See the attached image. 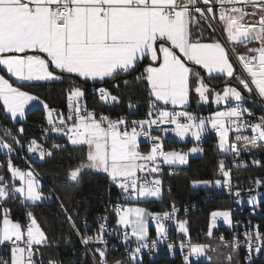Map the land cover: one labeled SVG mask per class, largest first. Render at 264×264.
Returning a JSON list of instances; mask_svg holds the SVG:
<instances>
[{"label":"snow or ice","instance_id":"6c2138e0","mask_svg":"<svg viewBox=\"0 0 264 264\" xmlns=\"http://www.w3.org/2000/svg\"><path fill=\"white\" fill-rule=\"evenodd\" d=\"M217 20L226 33L225 42L215 39L213 24ZM201 22L213 35L204 37L205 28ZM193 26L200 29L195 37ZM254 42H259V46L247 47ZM239 46H245L246 53H239ZM231 57L236 58L248 78L237 73ZM0 65L20 82L58 81L63 79L64 74H74L85 80L104 81L109 78L118 81L114 84L117 89L119 82L126 88L144 87L149 96L147 115H154L155 118L128 121L124 117L113 120L103 114L98 117L95 111L80 105L79 101L85 93L80 87L72 86L68 89L69 115L66 118L71 126L61 119V126L52 129L63 132L71 144L83 152L79 164L68 170L67 182L78 184L86 169L107 173L111 181L118 185L125 203L136 204L140 198L161 197L163 182L160 179L149 180L147 175L159 173L161 164L187 163L186 153L164 151L161 137L151 135L153 126L166 132L167 129H160L159 126L173 124L175 128L172 131L178 136L184 137L190 132L196 140H200L210 123L211 128L218 132V147L236 157L242 151H249L248 144L256 147L264 143V116L254 122L244 119L254 113L244 107L247 97L243 94H255L264 99V0H0ZM195 66H200L208 74H225L229 80H236L243 91L226 82L222 93L214 92ZM128 76L133 78L132 81L125 79ZM23 86L15 87L0 75V101L4 111L13 119L24 117L25 105L29 101L39 100V97L22 90ZM98 91L102 101H119V96L106 88ZM192 92L198 94L199 101L207 102L212 93L217 104L222 101L236 103L209 118H201L188 111H175V108L171 111L167 109L169 104L187 106ZM159 102H163L164 107ZM44 108L48 109L47 104ZM48 118L52 123L50 110ZM225 118L238 133L235 140L245 142L243 149L236 143L229 144V129L222 122ZM129 123L132 125L130 130ZM247 129L251 130V136L239 134ZM18 131L23 133V127ZM3 132L5 136H12L11 129L5 128ZM140 136L152 141L147 153L139 150ZM13 139L19 143L15 136ZM59 147L53 145L54 149ZM0 149L12 152L11 145L2 136ZM28 150L34 153L39 150L41 158L52 155V151H45L34 138L30 140ZM190 151L202 150L192 148ZM253 163L258 164L259 161L254 160ZM225 167V162L220 161L219 170L223 177L228 178L230 173ZM8 171L13 181L18 177L21 184L10 183L0 174V202L19 198L22 203H35L50 198L45 196L31 170L23 172L14 167L9 159ZM198 183L210 182L193 181V184ZM254 183L261 185L264 181L257 179ZM215 184L220 185L221 181L217 180ZM223 185L231 189L229 179H224ZM235 195L239 197L240 191L237 190ZM259 195L250 193L249 203L257 204ZM0 208V246L10 249L7 257L0 256V264H60L57 259H44L41 249L51 248L57 241L49 239L31 210L25 213L27 223H21L10 218V209L3 208L2 204ZM61 209L82 244L101 245L93 251L94 264H109L108 241L104 236L106 223L100 224L96 235H88V222L84 219L82 234L63 203ZM178 211L175 204L170 212L156 214L139 206L116 207L117 225L131 227V233L123 232L124 244H130L132 238L137 244L134 249L126 247V255L132 264H139L142 249H154L160 240L167 238L162 221L171 220ZM149 217L156 221L157 239L149 238L146 219ZM217 217L232 224L230 211L213 212V224ZM106 219L105 216L98 217V220ZM186 223H178L179 231L185 234L188 233ZM207 235L212 236L211 227ZM243 235L250 262L253 252L264 251V233L256 225ZM220 241L224 247L231 249L225 260L227 264H232L233 253L242 243L239 236L234 235L231 241L221 236ZM167 247L173 250L176 245L168 243ZM210 247L193 244L190 239L179 244L181 252L185 249L188 252L183 255L184 264H190V256H204ZM97 254L99 260L96 259ZM207 259L212 260L211 257ZM113 264L127 262L116 260Z\"/></svg>","mask_w":264,"mask_h":264},{"label":"trees","instance_id":"16d2710c","mask_svg":"<svg viewBox=\"0 0 264 264\" xmlns=\"http://www.w3.org/2000/svg\"><path fill=\"white\" fill-rule=\"evenodd\" d=\"M205 31L204 37L213 35L210 29H207V25L203 24ZM193 36L195 37L200 29L192 27ZM215 39H219L215 34ZM254 43L249 44L247 47H251ZM239 53H246L245 46H239L237 48ZM200 72L201 76H204L208 84H216L215 88L223 89L226 82L241 89V86L236 80L229 78L226 75L212 76L208 75L202 68L195 67ZM235 69L238 74L241 75L239 68L235 65ZM129 81H132V77H125ZM118 81L111 79H105L104 81L90 82L83 78H79L74 74H64L62 80L47 81V82H35V83H20L23 84L24 90L33 93L42 99H44L50 108L59 109L61 112L65 111L68 105V89L72 86L80 87L84 90L83 102L89 105L91 109L98 115L100 113L109 114L115 118H121L123 115L129 114V107L136 104L137 114L131 112V117L143 118L144 113L149 111V96L143 86L140 87H128L126 88L122 82L119 89L114 87V84ZM93 88H107L113 95L119 96V101L115 105H110L100 99V96L93 94ZM242 90V89H241ZM243 91V90H242ZM247 99L244 104L252 108L255 111L262 112V109L258 103L256 95H248L243 93ZM199 96L195 92L190 95L189 105L185 108L193 111H200L204 114L213 113L216 109L210 105H200L198 103ZM236 102H228L227 106L235 105ZM160 106H164L159 102ZM167 107H170L168 105ZM46 123V110L40 107L31 109L24 122H14L7 117L5 111L0 102V129L5 128L12 129L21 142L26 144L30 139L38 137L39 129L35 127L36 124ZM23 127V133L18 130ZM235 136H232L234 140ZM218 138L209 136L203 142V150L199 156L190 157L186 166H166L164 165V171L159 173L157 177L162 183V195L158 199L140 200L139 204L149 208L152 211H164L170 208L173 204L183 205L184 203L200 199L205 192L209 190H200L193 181H209L214 182L217 179L218 163L223 153H220L217 148ZM142 151H149L144 145H139ZM191 145L170 140L167 144L168 149L172 148H184L188 150ZM255 151L262 155L260 158L261 166L257 168L249 169L252 175L264 174V145H258ZM83 152L78 146L72 144L66 146L62 150L55 152L49 157L35 160L26 167H32L40 176L43 182L42 191L45 195L51 198L50 201H44L41 203H25L21 202L19 198H9L7 202H0L3 208L10 209V218L18 220L21 223L25 221L26 211L31 210L37 221L41 224V227L48 233L49 239L57 241L51 248H42L44 252V259L52 258L60 261V264H94L93 251L95 245H87L81 243L80 236L73 231L71 224L69 223L65 212L61 209V203L64 208L68 209L77 226L81 229V233H84V225L82 221L84 219L88 222L87 233L89 231L97 230L98 217L101 215H107V208L110 206H118L125 203L124 198L121 195V190L118 186H112L109 183V176L95 171H85L82 174L80 182L78 184L69 183L66 180V174L69 169H72L74 165L82 159ZM9 158L5 153H0V162L8 166ZM24 167V166H22ZM170 169H174L173 173ZM254 172V173H253ZM5 180L12 183L11 172L6 169V173L3 175ZM18 183V182H17ZM211 194V193H209ZM230 201L224 195H218L209 200L203 209L191 213L187 218V227L192 239L195 242L213 241L218 243V238L222 232L229 234L225 227H219L213 231V235L209 237V222L210 215L217 209L228 208ZM2 211V208H0ZM112 223H116V215L110 216ZM67 237V239H65ZM10 253L9 250L0 248V256L7 257ZM96 259L99 260L97 254ZM107 259L109 264H113L116 260H124L127 264H132L123 251L108 249ZM139 264H156L147 259L139 261ZM161 264H180V261L175 258L162 261ZM203 264H214L205 261ZM227 264V263H225ZM232 264H264V259L255 260L252 263H247L241 253L235 252L232 259Z\"/></svg>","mask_w":264,"mask_h":264},{"label":"built area","instance_id":"2783aa9c","mask_svg":"<svg viewBox=\"0 0 264 264\" xmlns=\"http://www.w3.org/2000/svg\"><path fill=\"white\" fill-rule=\"evenodd\" d=\"M201 7H203V5H201ZM214 11H216L215 8H214ZM201 23L204 24L203 22H201ZM213 27L216 29L215 34L217 35V37L222 42H225L226 33H224L223 28L221 27L219 20L214 22ZM232 58L237 63V65L240 67V69L242 70L240 63L236 60V58L235 57H232ZM99 89L100 88H93L92 93L100 96L99 91H98ZM256 98H257L258 103L262 109V112L255 111L252 108H250L244 104V107L248 108L249 111L254 113V115L252 117H247V116L244 117V119L249 120L250 122H254L260 116H264V101L258 95L256 96ZM106 103H108L110 105H115L118 102H106ZM82 107H86L87 110H89V111H94L85 102H83ZM161 107H164V106H161ZM229 107H233V106H227L225 111ZM173 108H175V111L191 112V113H193V114H195L201 118H209V117H212L214 114V112L204 114L200 111H193L191 109L182 108V107L181 108L171 107V106L167 107V109L169 111L173 110ZM129 111H130V115L126 114V115L122 116V117L126 118L128 121H138V120H147L150 118H155L154 115H153V117H149L147 115V113L149 111L144 113L143 118L131 117V112H134L135 114L138 113L136 104L133 105L132 108L129 109ZM101 114L106 115L113 120L119 119V118L112 117L111 115L105 114V113H100L97 116L99 117ZM68 115H69V102H68L66 110L63 112H61V110H59V109H54L52 123H49V121H46L45 124H36L35 125V127L37 129H39V134H38V137H36L34 139L37 141L38 145H40L44 148L45 151H49V150L52 151V155L55 152L62 150L63 148H65L66 146L71 144V142L68 140V137L66 135H64L63 132L52 131V129L54 127H60L61 126V124H60L61 119H65L67 125L71 126V122L67 121V119H66L68 117ZM180 119H181V122H184L183 118H180ZM131 127H132V125H131V123H129L128 124L129 130L131 129ZM159 127H160V129H167V131L165 132V131L157 130L156 126H153V130L151 132V135L160 136L161 137L160 142L163 145L164 151H168L167 144L170 140H175V141L179 142L177 140V137H176L177 134L174 131H172V129L175 128V125L164 123V124H161ZM7 129H10V128H7ZM207 129L208 130L205 131L201 135L200 140L197 141L198 149L203 150L202 142L207 137L213 136V137L219 138L218 132L215 129L211 128L210 123L207 124ZM137 130L139 131L140 129L138 128ZM231 130H232V132H231V134H232L231 139H232V136H235L236 132L232 128H231ZM241 133H246L248 136L252 135L250 129L243 130ZM0 136H2L4 138V140L7 143H9L12 147L11 153H8L7 149H5L4 151H0V153H5L8 156V158L11 160L12 165L18 169L27 168L26 166L31 164V162H33L35 160L43 159L45 157H49V156L45 155L43 158H41L39 155V150H37V152H35V153L30 152L28 150L29 142L33 138L30 139L26 144H24L23 142H21V140L19 139V137L17 136V134L13 130H12V136H5L3 130H1V129H0ZM13 136H15L19 140V143L15 142V140L13 139ZM233 141L234 140H232V142ZM138 142H139V145H144L149 150L151 149L152 141L148 137L140 136V137H138ZM186 144H189V145L195 144V143H193L192 135L190 132L186 136ZM260 144L264 145V143H259L258 145H260ZM53 145H60V147L58 149H54ZM239 148L243 149L241 147H239ZM179 149H181V148H179ZM248 149H249V151H242L241 155L239 157L234 156V154L232 152L224 153L223 157H221L219 162L222 160L225 162V166H226L225 170L229 171L230 176L228 178L223 177L222 173L219 170V163H218L217 179L215 181L220 180L221 184L216 185L215 181L207 183V184H205V183L196 184V186L201 191L204 190V192H205V191L209 190V192L208 193L205 192V195L200 197V199L190 200V201L184 203L183 205H177L176 208L179 209V211L175 214V216L171 220L162 221L166 227L167 238L164 240H160L157 244V247L154 249H152V248L142 249V251L140 253L139 261L147 259L152 263L161 264L162 261L169 260L171 258H175V259H178L180 261V264H184L183 255L188 254V252H187V249H185L184 252H181V250L179 248L180 242L183 241V242L187 243V241L189 239L191 240V242L193 244H197L200 242L199 241L195 242L192 239V236L190 235V233L185 234V233L180 232L179 228H178V223L180 221H186V218L191 213L203 209L204 206L209 202V200L211 198L216 197L218 195H224L230 201V206L228 207V209L232 214V224H231V228H229V229L225 228L229 232V234L222 232L217 241L221 242L220 241L221 236H223L225 238V240L231 241L233 239L234 235H238L239 239L242 243L236 252L241 253L247 263H252L258 259H264V251H261L260 253L253 252L251 261L249 262V260L247 259L248 249L243 243V241H244V235L243 234L246 231L250 230L252 228V226L259 225L260 231L262 233H264V184L256 185L254 183L257 179H259L260 181H264V174L263 175H252L251 172H248L249 169L257 168V167L261 166L260 158L262 155H259V152L255 151L254 147H248ZM254 160L259 161V163L254 164L253 163ZM241 161H243V163H241ZM164 165L165 164L160 165V172L159 173L164 171ZM22 166H24V167H22ZM174 171H175L174 169H170L171 173H173ZM159 173L151 174V175H147L145 173H142L140 175H147V178L149 180H151V179H159L157 177V175ZM224 179L230 180L231 189H229L228 187H225L223 185ZM109 183L112 186H118L116 183L111 181V178H109ZM237 190L240 191L239 197H237L235 195V192ZM209 193H211V194H209ZM250 193H251V195H257V193L260 194L257 197V201H258L257 204L253 205V204L249 203V194ZM116 207L117 206L108 207L107 208L108 213H107V215H105V217H107L106 221L98 220V225L100 226L101 223H106V225H107V230L104 233V236H105V239L108 241V249L123 251L126 254V247L130 248V249H134L137 246V244H136L135 239L132 238L131 243L126 246L122 240V235H123V232L125 230L128 231L129 233H131V228L120 227V226H117L116 223H114V224L112 223V219L110 216L115 214ZM218 210H221V209H217L213 212H216ZM165 211L170 212L171 207L167 208L164 211H157L156 213H163ZM212 213L210 215L209 229L211 227L212 235H213V231L222 226L220 224L222 221V218L217 217L215 220V224H213ZM101 216H104V215H101ZM237 222H239V223H237ZM23 223H27L26 216H25V221ZM186 227H187V223H186ZM222 227H224V226H222ZM98 232H99V228L97 230L89 231L87 234L88 235H96ZM149 238L150 239H157L156 221H154L152 219H151V226H150V231H149ZM168 243H174L176 245V247L173 250H169L167 247ZM91 245L101 246L98 243L97 244H91ZM113 245H115V247H113ZM0 248H4L5 250H9V248H5L3 246H0ZM189 259H190V264H203L206 261L203 258V256L196 257L193 255V256H190Z\"/></svg>","mask_w":264,"mask_h":264},{"label":"rangeland","instance_id":"374dc122","mask_svg":"<svg viewBox=\"0 0 264 264\" xmlns=\"http://www.w3.org/2000/svg\"><path fill=\"white\" fill-rule=\"evenodd\" d=\"M221 25V24H220ZM221 27H222V25H221ZM223 28V27H222ZM258 45V44H257ZM259 46V45H258ZM257 46V47H258ZM234 63H235V65L239 68V70H240V73H241V75L242 76H244V78H248L247 77V74L246 73H244L243 72V70H241L240 69V67L237 65V63L234 61ZM212 88H213V90H214V92H220V93H222V91H223V89L222 90H220V89H218V88H215V85L216 84H209ZM231 86H233V87H235L234 85H231ZM107 89V88H106ZM83 90V89H82ZM84 91V90H83ZM30 93V92H29ZM30 94H32V95H34V96H37V95H35V94H33V93H30ZM257 96V95H256ZM37 97H39V96H37ZM83 98L84 97H82L81 99H80V101H79V103H80V105L82 106L83 105ZM39 100H40V102H41V107L40 108H43L44 110H46L45 108H44V105L45 104H47V102L44 100V99H42L41 97H39ZM69 101V100H68ZM263 101H264V99H263ZM1 103H2V101H0ZM105 102V101H104ZM235 102V101H234ZM198 103L200 104V105H210V106H213V107H215V108H218L219 107V109H216V111L214 112V114L216 113V112H220V111H225V109H226V104L228 103V102H221V103H219V104H217L215 101H214V94H212V93H210L209 94V100L207 101V102H203V101H199V99H198ZM31 105H32V101H29L28 102V104H26L25 105V109H24V117L23 118H21V117H19V116H17L15 119H13V118H11V115L10 114H7L6 112H5V114L7 115V117L9 118V119H11L12 121H14V122H24L25 120H26V114H27V109H29V107H31ZM189 105V104H188ZM187 105V106H188ZM47 106H48V109L46 110V121H49V118H48V111L50 110V111H52V119H53V108H50L49 107V105L47 104ZM187 106H178V107H182V108H185V107H187ZM232 106H235V105H232ZM33 109V108H32ZM213 114V115H214ZM224 124H225V127L226 128H228L229 129V139H228V142H229V144H232V143H236V144H238V146L239 147H241V148H244L245 147V142L244 141H236L235 140V137H234V141L232 142V139H231V132H232V130H231V128L229 127V125H228V123H227V119L225 118L223 121H222ZM238 133H235V136L237 135ZM239 134H242V135H245V136H248L246 133H239ZM186 136H187V134L184 136V137H180V136H178V135H176V137H177V140L179 141V142H183V143H186ZM192 140H193V143H195V144H192L190 147H189V149L188 150H185L184 148H181V149H177V148H172V149H168V151H177V152H181V153H186L187 154V163H185V164H175V165H168V164H165L166 166H186L187 164H188V161H189V158L190 157H195V156H199L200 154H201V151H196V152H192V151H190L192 148H198V144H197V141L198 140H196V138L194 137V136H192ZM218 145H219V138H218V143H217V148H218V151L220 152V153H226L224 150H221L219 147H218ZM247 147H254V146H252L251 144H248L247 145ZM5 149H0V151H4ZM142 153H147L146 151L144 152V151H142V149L140 148L139 149ZM79 164V162L78 163H76L75 165H74V167H76L77 165ZM74 167H72V168H74ZM8 168V166H6L5 164H1V162H0V174H2V175H4L5 173H6V169ZM29 170H31L34 174H35V177H36V180H37V182L40 184V186H41V188H42V186H43V182H42V179L40 178V176H39V174L32 168V167H28L26 170H24V169H22L21 171H23V172H28ZM85 171H93V170H88V169H86V170H84V172ZM83 172V173H84ZM100 173H102V172H100ZM104 174H106V175H108L107 173H104ZM140 174H142V173H138V175H140ZM12 175V174H11ZM17 181H19V183L21 184V181L19 180V178L17 177L14 181H12V183H15L17 186H19L20 184L19 183H17ZM25 187H26V185H25ZM45 196H47V195H45ZM160 198V197H159ZM148 199H158L157 197H148V198H140V200H148ZM51 200V198H49V199H46V200H41V201H37V202H35V203H41V202H44V201H50ZM25 203H29V204H33V202H31V201H24ZM121 205H123V206H139V207H143V208H146L147 210H148V212L149 213H152V214H156V212L157 211H152V210H150L149 208H147V207H145V206H143V205H141V204H139V203H136V204H133V203H131V202H129V203H122ZM218 211H229V209L228 208H224V209H221V210H218ZM218 211H216V212H218ZM222 218V217H221ZM117 219H118V217L116 216V225H117ZM147 219V225H148V235H149V231H150V226H151V218L149 217V218H146ZM222 226H224L225 228H227V229H229V228H231V224H227V223H225L224 222V220H223V218H222V221H221V223H220ZM117 226H120V227H128V228H131L130 226H124V225H117ZM188 228V227H187ZM188 233H189V229H188ZM199 244H204V245H210L211 247L209 248V249H206V253H205V255L203 256V258L206 260V261H208V259H207V257H211L212 258V260L211 261H208V262H211V263H214V264H225V263H227V261L225 260V257L228 255V253L231 251V249L230 248H227V247H224L222 244H221V242H218V243H215V242H213V241H206V242H200ZM212 249H215V251H213ZM235 255V252L233 253V256Z\"/></svg>","mask_w":264,"mask_h":264},{"label":"crops","instance_id":"0c3cea01","mask_svg":"<svg viewBox=\"0 0 264 264\" xmlns=\"http://www.w3.org/2000/svg\"><path fill=\"white\" fill-rule=\"evenodd\" d=\"M218 40H220V39H218ZM221 41V40H220ZM222 42V41H221ZM259 45V42H254V45H251V47H257L258 45ZM231 59H232V62H233V65H234V68H235V63H234V60H233V58L231 57ZM189 67H192V65L191 64H189ZM195 67H200V66H195ZM201 68V67H200ZM204 70V69H203ZM205 72H206V70H204ZM207 73V72H206ZM208 74V73H207ZM0 75H3L6 79H8L9 80V82L10 83H12L13 84V86H15V87H19V85L18 84H20V83H35V82H47V81H32V82H20V81H17V79L15 78V77H13L10 73H8L7 72V70H6V68L4 67V66H2V65H0ZM208 75H212V76H220V75H225V74H221V73H211V74H208ZM84 79V78H83ZM105 79H108V78H105ZM88 81H90V82H98L99 80H88ZM236 87V86H235ZM22 90H24V89H22ZM24 91H26V90H24ZM28 92V91H27ZM161 103H163V102H161ZM170 105V104H169ZM171 107H178V106H172V105H170ZM35 107H41V102H40V100H33L32 101V105H31V107H29V109H27L28 111H27V113L32 109V108H35ZM178 108H181V107H178ZM53 111H54V109H53ZM27 115V114H26ZM24 170H26L27 168H23ZM20 170H22V169H20ZM18 183H19V181H17ZM20 184V183H19ZM15 221V220H14Z\"/></svg>","mask_w":264,"mask_h":264}]
</instances>
